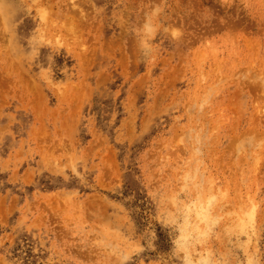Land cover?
<instances>
[{"label": "rangeland", "instance_id": "rangeland-1", "mask_svg": "<svg viewBox=\"0 0 264 264\" xmlns=\"http://www.w3.org/2000/svg\"><path fill=\"white\" fill-rule=\"evenodd\" d=\"M0 264H264V0H0Z\"/></svg>", "mask_w": 264, "mask_h": 264}]
</instances>
